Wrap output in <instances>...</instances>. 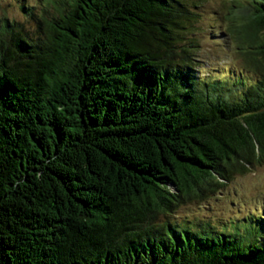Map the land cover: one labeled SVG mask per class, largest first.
Masks as SVG:
<instances>
[{
	"label": "trees",
	"instance_id": "1",
	"mask_svg": "<svg viewBox=\"0 0 264 264\" xmlns=\"http://www.w3.org/2000/svg\"><path fill=\"white\" fill-rule=\"evenodd\" d=\"M229 2L224 77L193 63L190 0L0 16V264H264L263 213L161 219L264 160V0Z\"/></svg>",
	"mask_w": 264,
	"mask_h": 264
},
{
	"label": "rangeland",
	"instance_id": "2",
	"mask_svg": "<svg viewBox=\"0 0 264 264\" xmlns=\"http://www.w3.org/2000/svg\"><path fill=\"white\" fill-rule=\"evenodd\" d=\"M230 0H190L197 17L185 33V44L190 47L193 63L201 75L224 77L239 72L245 57L229 34L227 9ZM35 5L40 11L47 0H0V16L24 21L35 29V21L21 4ZM194 5V6H193ZM264 214V160L253 164L247 171L234 173L232 178L205 197L188 200L161 219L195 225L211 221L219 227L243 225L251 215Z\"/></svg>",
	"mask_w": 264,
	"mask_h": 264
}]
</instances>
